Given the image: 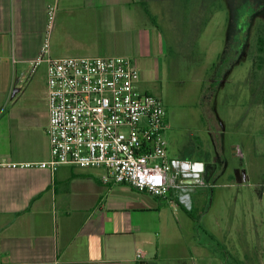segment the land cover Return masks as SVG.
<instances>
[{"label": "crops", "instance_id": "0c3cea01", "mask_svg": "<svg viewBox=\"0 0 264 264\" xmlns=\"http://www.w3.org/2000/svg\"><path fill=\"white\" fill-rule=\"evenodd\" d=\"M158 15L161 0H0V264H136L139 250L198 264L199 243L174 241L176 200L106 183L104 167L39 166L52 157L47 63L34 69L46 38L54 57H129L150 93L168 64ZM197 160L210 183L216 161Z\"/></svg>", "mask_w": 264, "mask_h": 264}, {"label": "rangeland", "instance_id": "374dc122", "mask_svg": "<svg viewBox=\"0 0 264 264\" xmlns=\"http://www.w3.org/2000/svg\"><path fill=\"white\" fill-rule=\"evenodd\" d=\"M155 19L168 64L146 84L166 108L168 150L216 161L171 221L174 241L199 243L198 264H264V0H161Z\"/></svg>", "mask_w": 264, "mask_h": 264}, {"label": "built area", "instance_id": "2783aa9c", "mask_svg": "<svg viewBox=\"0 0 264 264\" xmlns=\"http://www.w3.org/2000/svg\"><path fill=\"white\" fill-rule=\"evenodd\" d=\"M42 62L52 157L39 166L104 167L106 183L127 184L193 209V193L207 185L205 162L170 155L166 108L160 97L138 88L140 71L129 57H54L46 38L34 69ZM135 261L148 264L141 250Z\"/></svg>", "mask_w": 264, "mask_h": 264}, {"label": "water", "instance_id": "95a60500", "mask_svg": "<svg viewBox=\"0 0 264 264\" xmlns=\"http://www.w3.org/2000/svg\"><path fill=\"white\" fill-rule=\"evenodd\" d=\"M184 182H185V183H192L193 180H192V179H185Z\"/></svg>", "mask_w": 264, "mask_h": 264}, {"label": "flooded vegetation", "instance_id": "af4514ba", "mask_svg": "<svg viewBox=\"0 0 264 264\" xmlns=\"http://www.w3.org/2000/svg\"><path fill=\"white\" fill-rule=\"evenodd\" d=\"M260 51H261V49H260Z\"/></svg>", "mask_w": 264, "mask_h": 264}, {"label": "trees", "instance_id": "16d2710c", "mask_svg": "<svg viewBox=\"0 0 264 264\" xmlns=\"http://www.w3.org/2000/svg\"><path fill=\"white\" fill-rule=\"evenodd\" d=\"M254 14V13H253ZM255 15V14H254Z\"/></svg>", "mask_w": 264, "mask_h": 264}]
</instances>
